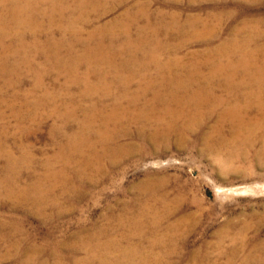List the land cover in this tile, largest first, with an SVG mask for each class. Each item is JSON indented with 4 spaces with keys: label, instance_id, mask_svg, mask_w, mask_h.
I'll return each mask as SVG.
<instances>
[{
    "label": "rangeland",
    "instance_id": "374dc122",
    "mask_svg": "<svg viewBox=\"0 0 264 264\" xmlns=\"http://www.w3.org/2000/svg\"><path fill=\"white\" fill-rule=\"evenodd\" d=\"M65 2L71 18H86L79 25L82 39L97 27L117 32L110 24L143 5L152 24L162 20L156 35L159 43L169 50L175 47L180 57L194 52L211 64L238 63L239 53H232L229 42L254 35L247 50L256 53L246 58L248 70L238 69L246 81L244 88L226 96V87L220 85L215 93L243 105L244 90L264 89V84L249 79L256 76L255 66L264 63V0H122L103 15L85 14L74 8V1ZM196 19L208 21L211 33L196 36L188 23ZM143 24L140 18L137 25ZM12 28L0 39L4 61L0 63V264H100L102 259L122 256L125 249H143L146 264L264 260V140L256 138L237 150L229 147L214 153L205 138L214 118L187 134L181 146L140 140L135 134L139 124L127 129L131 136L122 138L113 133L112 123L102 127L100 111L91 110L104 105L110 109L117 92L111 89L105 104L99 93L85 94L86 86L98 81L95 72L86 74L93 64L84 62L77 74L69 76L50 68L43 87L37 88L36 73L51 65L30 48L18 52L20 42L12 36L23 31ZM137 34L132 30L136 42ZM125 38L121 35L116 44ZM26 41L32 39L26 36ZM179 43H185L181 50ZM13 50L18 55L12 56ZM74 50L73 55L84 52L82 45ZM166 51H161L163 61ZM23 53L29 63H22ZM209 71L204 66L203 72ZM123 75L131 80L129 72ZM106 80L112 82L113 74ZM133 81L130 94L142 84L140 79ZM90 120L88 129L85 124ZM115 243L123 251L109 246Z\"/></svg>",
    "mask_w": 264,
    "mask_h": 264
},
{
    "label": "bare ground",
    "instance_id": "6f19581e",
    "mask_svg": "<svg viewBox=\"0 0 264 264\" xmlns=\"http://www.w3.org/2000/svg\"><path fill=\"white\" fill-rule=\"evenodd\" d=\"M65 1L0 0V34L2 35H0V39L9 34L11 27L21 29L23 32L15 31L14 36H12L20 42V47L16 48L17 51L20 52L21 50L22 54L26 47L30 48L32 51H36L37 54L43 55L47 63L51 65L48 70L43 69V71L36 73L37 82L35 84L37 88L43 87V79L51 69L69 76L70 74H77L81 64L87 62L91 65H98L94 67L92 65V68L89 67L90 69L86 70V74L89 76L92 72H95L98 75V81L96 85L86 86V95L99 93L100 101L105 104L108 92L111 89L117 90L116 94L113 95V99H111L110 109L104 105L100 110L92 108L91 110L100 111L102 127L109 128L112 123L113 133L118 134V136L122 135V138L131 136L132 132L127 129L134 124H139L135 134L138 135L140 140L153 142L156 146H159V144L169 145L173 142L181 146L187 134H190L196 127L202 128L208 124L210 119L214 118V126L208 134H205V138L210 143L208 149L214 153H221L223 149L229 147L237 150L241 145H249L256 138L264 140L263 88L260 89V93L257 90L253 91V89H247L246 92L244 90L243 95L238 92L244 97L245 103L243 102V105L230 102L226 97L220 98L215 93V87L220 85L226 87V96L235 89L241 90L244 88L246 81L241 80L238 69L241 66L248 70L246 58L254 56L256 52L253 53L247 50V46L254 40V35L247 36L245 41L242 42L235 35L237 38L235 37L229 42L232 45V53H239L238 63L229 60L224 65L211 64L208 60L210 57L206 58L209 62H204L203 59L201 61L197 53L194 52L188 53V57H180L178 55L180 51L175 50V47L170 48V51L164 44L159 43L160 40L156 39V35L163 27L162 20L159 19L152 24L149 18L150 13L143 5H139L135 13L131 11L123 12L118 19L110 24V27L118 29L117 32L107 26L97 27L89 31L86 39H82L83 29L79 25L85 23L86 18L84 20L83 15L80 18H71L67 14L69 5ZM72 1L76 6L74 8L85 10V14L100 12L102 15L111 12L114 7H118L123 3L122 0ZM43 18H47V23L42 20ZM140 18L144 19V24L141 26L137 25ZM173 22L178 24L176 19H173ZM188 23L191 24L196 36L211 33L208 21L201 23L196 19ZM197 24H201L203 29L198 30ZM178 28L182 31V28ZM134 29L138 32L137 37H135L137 42L131 37ZM54 31H57L62 37L57 38ZM65 34L69 35L68 40L63 38ZM121 35L125 36L126 40L120 42L123 44L117 45L116 42L121 38ZM26 36L32 39L30 43L26 41ZM184 44L179 43L177 46L180 49L184 47ZM77 45L83 46L84 52L81 53L82 55L72 54ZM262 48L264 49V47ZM165 49H167L166 52L168 53L166 55L168 56L163 61L161 51ZM16 54L18 55L14 50L11 52L12 56H16ZM22 58V63H29L24 53ZM185 60L192 61V63H185ZM1 62L4 61L0 54ZM204 66L209 67L210 71L208 73L203 72ZM255 69L256 76L249 79L252 83L263 85L264 63L261 66H255ZM152 71L156 72L158 78L152 75ZM125 72H129L131 80L128 81L127 78H124L123 74ZM109 74H113V80L110 83L106 80ZM133 78L140 79L142 84L138 86L134 93L130 94L129 88L134 82ZM242 78L244 77L242 76ZM156 80H161V84L157 85ZM221 80L224 83H221ZM74 106L79 107V105ZM87 114L88 112L85 113V117H87ZM90 123H92L91 120L85 125L88 127ZM107 125L109 126L107 127ZM97 133L99 134V131ZM106 133L108 135L109 132L106 130ZM84 135H87V133H84ZM111 136L113 137V135ZM109 246H113L115 250L123 251L121 250L122 247L118 248L116 243ZM145 255L143 249H125L122 256L111 257L108 258L109 260L102 259L100 264H146L147 257ZM136 259H138V262H135ZM258 262L264 264L263 259H258Z\"/></svg>",
    "mask_w": 264,
    "mask_h": 264
}]
</instances>
